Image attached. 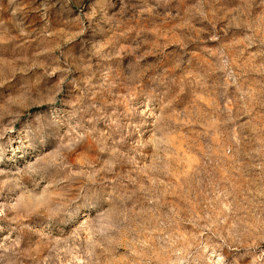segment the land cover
Instances as JSON below:
<instances>
[{"label":"rangeland","instance_id":"rangeland-1","mask_svg":"<svg viewBox=\"0 0 264 264\" xmlns=\"http://www.w3.org/2000/svg\"><path fill=\"white\" fill-rule=\"evenodd\" d=\"M0 264H264V0H0Z\"/></svg>","mask_w":264,"mask_h":264}]
</instances>
